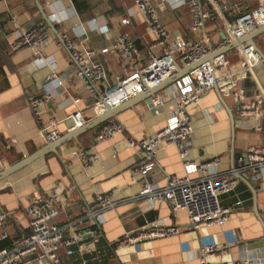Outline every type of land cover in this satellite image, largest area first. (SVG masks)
<instances>
[{
    "label": "crops",
    "instance_id": "1",
    "mask_svg": "<svg viewBox=\"0 0 264 264\" xmlns=\"http://www.w3.org/2000/svg\"><path fill=\"white\" fill-rule=\"evenodd\" d=\"M151 1L158 22L173 40L182 38L212 48L219 46L226 28L237 18L264 4V0H200L201 12L208 18L205 26L192 33L189 4L172 9L169 3ZM36 2L60 38L92 50L94 61L105 68L109 78L126 76L132 65L120 53L110 51L121 34H127L134 45V64L146 63L150 52L161 53L159 47L150 50L155 38L134 0H77L79 11L72 0H0V209L9 214L3 226L8 237L0 246L11 247L28 233L26 207L34 197L56 189L62 210L51 223L62 227L83 219L82 225L66 229L64 235L74 232L84 244L96 239V248L104 254L101 262L93 256L74 260L61 250L62 264H200V248L224 244L227 252L215 254L212 264H231L242 257L264 260V230L257 216L264 221V168L245 170L239 160L248 153L264 159V31L253 38L261 60L251 69L238 55V48L250 43L248 33L210 54L208 59L223 54L227 65L218 70L213 88L197 104L187 106L190 139L181 146L162 144L158 148L149 188H164L172 178L203 176L201 167L213 161L216 166L204 168L205 172L236 169L239 173L234 176L233 189L220 197L222 205L235 208L230 220L222 226L188 230L185 211L173 213L167 202H151L142 195L144 182L137 171L141 152L128 146L129 139L150 137L165 127L176 95L170 88L174 79L168 81L171 77L159 88L117 107L103 123L82 130L55 151L2 176L23 158L50 145L41 130L51 122H56L62 138L78 129L68 119L75 111L82 112L80 129L98 117L91 108L92 98L75 75L76 66L64 42L50 28V38L39 54L29 47L12 49L20 33L48 27ZM125 19L128 24L122 23ZM157 93L168 95L163 105L153 107L149 97ZM47 96L50 99L37 118L27 105L28 98ZM73 99L79 103L73 104ZM107 123L118 124L122 131L98 139L101 126ZM182 150L185 156H181ZM244 175L247 182L238 178ZM101 195L109 196L114 206L93 220L88 215L95 211L96 198ZM154 224L175 226L178 233L132 246L119 245L125 234ZM106 245H114L112 253L106 252ZM30 264L37 263L32 259Z\"/></svg>",
    "mask_w": 264,
    "mask_h": 264
},
{
    "label": "built area",
    "instance_id": "2",
    "mask_svg": "<svg viewBox=\"0 0 264 264\" xmlns=\"http://www.w3.org/2000/svg\"><path fill=\"white\" fill-rule=\"evenodd\" d=\"M160 1L169 3L172 9L186 3L189 4L190 31L192 33L205 26L208 15L201 12L200 0ZM134 7L143 16L149 32L155 38V42L150 45V50L159 47L161 53L154 55L150 52L146 63L134 64L132 61L136 51L132 41L127 34L119 35L114 39L110 51L120 53L125 61L132 64L126 76L109 78L105 68L94 61L95 53L92 50L85 48L82 44L61 38L62 43L64 42L76 66V77L84 84L88 96L93 100L91 108L97 116L105 113L107 109L120 106L146 90L156 89L177 74L178 77H175L170 84V88L176 94L174 95V109L166 120L165 127L153 136L128 140L130 148H138L141 152V163L137 171L144 182L145 189L142 195L151 202H167L173 213L179 210L185 211L188 230H198L201 227L212 225L222 226L230 220L235 211L233 206L222 205L220 197L233 189L234 176L238 173L236 169L231 170L230 173H217L211 170L205 172L204 168L209 169L216 166V161L209 162L201 167L203 176L195 179L172 178L164 188L160 189L149 188L150 174L157 167L156 155L160 145L181 146L190 139L192 128L186 108L189 105L197 104L199 99L213 88L216 84L218 70L227 65L223 54L219 53L212 59H208L210 54L216 50L224 49L233 41L264 25V4L260 3L257 8L242 14L233 25H229L217 48L206 47L199 42L185 41L182 38L173 40L165 26L158 22L156 6L151 0H134ZM122 23L128 24L129 21L125 19ZM49 38L48 27L42 25L20 33L17 41L12 45V49L29 47L37 55ZM107 51V49L103 50V52ZM238 55L244 59L250 69L261 60V55L250 44L238 48ZM184 68L185 70L182 72ZM165 95L168 94L152 95L149 97L150 104L153 107L163 105ZM49 99V96L44 98L29 97L27 105L34 116L40 118L41 106ZM78 103V99H73V104ZM68 119L74 123L76 128L84 124L80 110L75 111ZM56 125V122H51L41 130L48 142L59 138ZM121 131L122 127L118 124L107 123L101 126L97 138H110ZM180 154L185 156L186 152L182 150ZM241 160L249 163L246 169L252 172L264 168V159H259L253 153L246 154L240 158ZM95 206V211L90 212L88 217L98 220L101 212L114 206V202L109 196L101 195L96 198ZM61 210L60 194L56 189L34 197L25 209L28 233L11 247L0 246V264H30L32 259L37 264H62L59 257L61 250L67 257L74 260L80 256H93L95 261L101 262L104 254L99 248H96V239L84 244L79 236L74 235V232L67 237L64 235L66 229H74L76 225H82L83 219L62 227L51 223ZM8 217L9 214L0 209V243L8 237L7 233L3 231ZM176 233H178V228L175 226L164 227L154 224L125 234L119 241V245L132 246ZM227 248V244L208 245L200 248V264H212V257L218 253L225 254ZM231 264H264V260L242 257L232 260Z\"/></svg>",
    "mask_w": 264,
    "mask_h": 264
},
{
    "label": "water",
    "instance_id": "3",
    "mask_svg": "<svg viewBox=\"0 0 264 264\" xmlns=\"http://www.w3.org/2000/svg\"><path fill=\"white\" fill-rule=\"evenodd\" d=\"M37 5H38V9L41 13V15L43 16V20L44 22L47 24L48 28L51 29V31L55 34V36L57 37L58 40L62 41L60 36L58 35V33L56 32L54 26L52 25L51 21L44 15V12L42 10V8L40 7V5L38 4V2H36ZM264 31V25H262L261 27L259 28H256L255 30H253L252 32L248 33V37L250 39V45L254 46V42H253V38L255 37L256 34H259V33H262ZM236 47L237 45L236 44H232L231 46ZM175 77H171L168 81H172ZM167 81V82H168ZM160 87V86H159ZM157 87V88H159ZM149 91V90H148ZM146 92V91H145ZM141 95V94H140ZM138 95V96H140ZM136 96V97H138ZM130 101V100H129ZM128 102V101H127ZM124 104V103H123ZM122 105V104H121ZM120 105V106H121ZM119 107V106H118ZM117 107L114 108V109H107L105 113H103L102 115H99L94 122H92V124H89L87 125L86 127H84L83 129H75L73 131V133H70L68 136H64L62 138H58L56 139L55 141L53 142H50V145H48L47 147H44L38 151H36L35 153H33L32 155L26 157V158H23L22 160H20L19 162H17L16 164H14L13 166H11L2 176H5V175H8L12 172H15L17 171L18 169L22 168L23 166H25L26 164L30 163L31 161L37 159V158H40V157H43L45 156L47 153H49L51 150H54L60 146L61 144L63 143H66L67 141H70L72 140L73 138L76 137L77 134H79L82 130H88L89 128H91L92 126H96L98 124H101L103 123L105 120H107L115 111H116ZM72 126H73V122H71ZM53 152V151H52ZM241 157H239V160H240ZM240 165L244 166V167H247L248 166V162L245 161V160H241L240 161ZM247 170V169H245ZM239 179L241 180H244L247 182V178H246V175L244 176H240L238 177ZM258 216V219L260 221V223L262 224V227H263V230H264V221H262V219L260 218V216L257 214Z\"/></svg>",
    "mask_w": 264,
    "mask_h": 264
},
{
    "label": "trees",
    "instance_id": "4",
    "mask_svg": "<svg viewBox=\"0 0 264 264\" xmlns=\"http://www.w3.org/2000/svg\"><path fill=\"white\" fill-rule=\"evenodd\" d=\"M72 2L74 4V6L76 7V10L79 11V7H77V0H72ZM113 248H114V245L113 246H110V247L108 245L105 246V250H106V252L108 254L112 253Z\"/></svg>",
    "mask_w": 264,
    "mask_h": 264
}]
</instances>
